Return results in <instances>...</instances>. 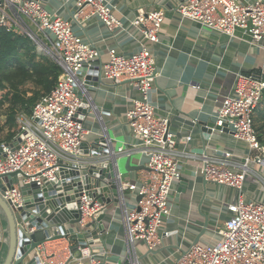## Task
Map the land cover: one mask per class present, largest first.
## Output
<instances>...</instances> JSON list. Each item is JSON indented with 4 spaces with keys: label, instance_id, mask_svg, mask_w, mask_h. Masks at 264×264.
<instances>
[{
    "label": "built area",
    "instance_id": "2783aa9c",
    "mask_svg": "<svg viewBox=\"0 0 264 264\" xmlns=\"http://www.w3.org/2000/svg\"><path fill=\"white\" fill-rule=\"evenodd\" d=\"M73 1L75 11L65 18L48 8L44 0H0V27L31 39L62 70L57 84L34 105L32 113L19 114L18 135L0 143V193L12 208L19 209L25 205L27 196L23 186L36 183L43 188L47 183L62 182L65 173L79 169L82 177L83 167L112 162L106 174L109 178L114 174L116 189L104 190L110 185H105L103 180L98 187L84 189L78 202L79 222L72 227L76 234L97 230L87 225L98 223L101 214L107 219L108 207L116 203L125 228L126 249L123 255L111 254L109 247L96 251L94 246L101 244L98 239L94 245L82 247L77 245L72 232L64 234L60 227H55L57 235L63 237L47 240L37 247L39 263L52 264L45 261L50 257L47 242L68 240L71 244L66 258L53 264H141L137 243L157 249L169 235V231H162V225L171 214V194L181 178V158H197L201 161L200 174L207 181L234 189L237 196L226 203L229 216L220 231V240L213 244L195 243L172 263L165 259V264H264V200L250 199L246 194L250 174L264 185L261 172L264 144L255 126V114L264 96V67L260 79L253 77L254 72H237L233 90L217 107L214 125L207 126L210 139L217 131L230 132L245 143V155L230 149H212V153L204 150L201 154L179 149L178 139L170 130V117L158 116L151 99L160 70L148 43L160 42L165 9H140L125 21L110 0ZM176 11L182 20L199 23L264 51V0H181ZM94 17L114 37L127 36L139 48L129 54L110 48L109 59L102 61L101 50L73 25H83ZM100 60L103 80L116 84L130 81L140 96L133 99L127 112L128 125L137 141L116 148L103 127L108 152L94 156L81 152L90 131L84 128L89 109L83 112L84 101L89 108V92L85 76L79 71ZM192 139V133L185 137L187 143ZM137 154L146 159L150 175L140 183H133L124 179L116 159ZM14 172H19L18 182L9 185L4 176ZM127 190L136 198L141 197L134 206L128 205ZM52 235L56 236L54 232Z\"/></svg>",
    "mask_w": 264,
    "mask_h": 264
},
{
    "label": "crops",
    "instance_id": "0c3cea01",
    "mask_svg": "<svg viewBox=\"0 0 264 264\" xmlns=\"http://www.w3.org/2000/svg\"><path fill=\"white\" fill-rule=\"evenodd\" d=\"M110 1L117 5V14L125 21L140 9H165L160 42L148 43L157 57L160 70L151 99L157 106L158 116L170 117V130L178 139L177 147L196 154H201L204 150L212 153V149H230L244 154L245 145L235 139L233 134L217 131L210 139L207 126L215 122L216 110L222 98L233 90L237 72H254L257 68L264 67V51L199 23L182 20L176 11L181 0ZM46 5L65 18L71 17L75 11L73 0H46ZM73 25L80 35L101 50L102 61L109 59L110 48H118L127 54L139 48L127 36L114 37L97 17L83 25ZM101 60L97 64L102 63ZM103 81L100 88L91 86L93 90L88 89L89 112L85 124H88L86 130L90 134L87 136L92 134L95 138L103 135L107 129L113 136L116 148L124 143L136 142L128 125L127 112L133 105V99L140 96L138 88L130 81L119 84ZM89 119L93 122H89ZM190 133L193 139L187 143L185 137ZM107 137L110 138L108 134ZM121 161L124 168L126 158ZM132 164L146 166V159L138 154L134 155ZM200 167L201 161L197 158H181V178L176 181L171 194V214L162 225V231H169V235L157 249H150L143 242L137 243L141 264H165V259L172 263L195 244L194 241L207 221V230L199 243L213 244L220 240V231L229 216L226 203L234 201L237 192L207 181L200 174ZM149 171L148 168L125 171L124 179L140 183L149 177ZM261 172L264 173V170L261 169ZM182 180L186 182L185 185L181 183ZM128 192V205L134 206L137 202L136 195ZM246 194L247 198L264 200V189L250 179L246 184ZM106 213L108 223L105 225L108 230L104 237L107 238L110 252L123 255L126 236L120 212L115 205L112 209L108 207ZM70 244L68 240L47 242L50 257L45 261L53 264L65 259Z\"/></svg>",
    "mask_w": 264,
    "mask_h": 264
},
{
    "label": "water",
    "instance_id": "95a60500",
    "mask_svg": "<svg viewBox=\"0 0 264 264\" xmlns=\"http://www.w3.org/2000/svg\"><path fill=\"white\" fill-rule=\"evenodd\" d=\"M102 64H94L91 67H83L79 74L85 76L86 86L88 89L91 86H95L96 89L100 88L103 84V78L101 76ZM261 68H257L254 71L253 77L260 79ZM93 90V89H92ZM83 112H88V104L84 101ZM214 125V122L211 123ZM108 135L111 139L113 136L108 130ZM24 138V135H22ZM107 137L100 135L93 138L91 141L85 140L83 143L81 152L94 155L103 156L108 152L107 150ZM17 143V142H16ZM126 158L124 168L121 165V160ZM117 167L124 174L125 171H134L136 169L148 168L144 165L134 166L132 164V157H122L116 159ZM113 163L102 162L93 164L91 166L83 167L82 177L81 171H71V174L65 173L62 182L57 180L55 183H47L45 187H40L36 183L23 186V193L26 194L25 205L19 209H14L3 198L0 193V255L4 252L7 245L8 251L6 252L5 259L0 264H40V258L36 256V249L39 245L45 243V241L59 238L63 236L57 235L54 231L55 227H60L64 234L67 231L73 233V239H77V245L86 247L94 245L95 241L100 240L101 244L94 246L96 251H104L108 249L107 238L104 237L106 225V215L101 214L97 222L87 225L88 227H97V230L92 232L74 233L72 225L79 222L78 202L84 189H91V181L95 180V187L103 182L105 185L104 190L116 189V185L113 181L114 174L110 175V178L106 174L108 167L112 168ZM102 170V173L100 171ZM86 173V174H85ZM19 172H14L4 176L7 183H17ZM71 176H75L71 179ZM83 178V181L81 180ZM181 183L185 185V181ZM2 179L0 178V186ZM96 190L95 193H97ZM88 193H90L88 191ZM140 196H137V200H140ZM35 201V202H34ZM70 225L68 228L67 225ZM208 227V221L205 224L203 230H201L198 238L194 241L199 243L202 235L206 232ZM35 228L34 231L32 229ZM100 229V230H98ZM56 236H53L52 233ZM100 232V233H99ZM97 237V238H96ZM78 246H75L77 249ZM117 259V257H116Z\"/></svg>",
    "mask_w": 264,
    "mask_h": 264
},
{
    "label": "trees",
    "instance_id": "16d2710c",
    "mask_svg": "<svg viewBox=\"0 0 264 264\" xmlns=\"http://www.w3.org/2000/svg\"><path fill=\"white\" fill-rule=\"evenodd\" d=\"M32 40L8 33L0 27V109L7 107L5 122L0 118V143L13 140L19 133L17 118L20 113L31 114L34 105L57 84L60 66L47 55L38 54ZM35 89L31 93L28 85ZM31 93V94H29ZM264 109L255 114V126L261 142L264 138ZM8 126L6 140L1 133Z\"/></svg>",
    "mask_w": 264,
    "mask_h": 264
},
{
    "label": "rangeland",
    "instance_id": "374dc122",
    "mask_svg": "<svg viewBox=\"0 0 264 264\" xmlns=\"http://www.w3.org/2000/svg\"><path fill=\"white\" fill-rule=\"evenodd\" d=\"M44 1H45V3H46V0H44ZM31 44H32L33 46L36 47L35 50H36V52H37L38 54L45 55L44 51H43V50H40L39 47H38L33 41H32ZM27 89H28L31 93H33L34 90H35V89L33 88V86L30 85V84L27 86ZM31 93H29V94H31ZM262 108L264 109V96H263L262 99H261V103H260L258 109H262ZM258 109H257V110H258ZM6 111H7V107H6V106L0 109V118H1L2 122H5L6 119H7ZM88 121H89V122H93L91 119H89ZM89 124H90V123H89ZM18 126H19V123H18ZM87 126H88V124H84V128H85V129L87 128ZM8 128H9V127L6 126L4 132L1 133L2 140H6V136H7V134H8ZM257 130H258V129H257ZM258 131H260V129H259ZM261 134L263 135V138H264V120H263V129H262V131H261ZM93 138H94V137H93V135L91 134L90 136H87V139H86V140L91 141ZM240 143L243 144V145H245V143H243L242 141H240ZM246 153H247V149H246V151L244 152V155H245ZM263 174H264V173H263ZM249 179H250V181H254V182H256V183H259V180H258L253 174H250ZM249 179H248V181H249ZM261 188L264 189V185H263V184H261ZM126 193H127V194L129 193L128 190L126 191ZM128 199H129V198H128ZM129 201H130V199H129ZM115 205H116V203L111 204V205L109 206V209H112ZM108 215H110L109 211H108ZM105 223H108V220H107V219L105 220ZM6 247H7V245L5 246L4 252H2L1 255H0V261H1V262H2V261L5 259V257H6V252L8 251V249H7Z\"/></svg>",
    "mask_w": 264,
    "mask_h": 264
},
{
    "label": "bare ground",
    "instance_id": "6f19581e",
    "mask_svg": "<svg viewBox=\"0 0 264 264\" xmlns=\"http://www.w3.org/2000/svg\"><path fill=\"white\" fill-rule=\"evenodd\" d=\"M91 185L94 186L95 185V180L91 181ZM35 202V201H34Z\"/></svg>",
    "mask_w": 264,
    "mask_h": 264
}]
</instances>
